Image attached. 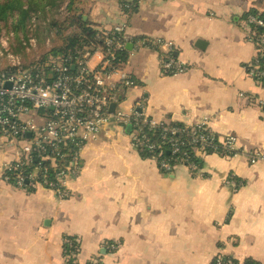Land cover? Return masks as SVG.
Returning a JSON list of instances; mask_svg holds the SVG:
<instances>
[{
	"label": "crops",
	"instance_id": "obj_1",
	"mask_svg": "<svg viewBox=\"0 0 264 264\" xmlns=\"http://www.w3.org/2000/svg\"><path fill=\"white\" fill-rule=\"evenodd\" d=\"M124 1L76 0L73 12L94 34L125 28L127 70L138 86L119 106L129 109L139 98L147 114L178 125L209 115L212 131L235 135L245 153L196 152V174L180 164L163 171L156 155L131 147L125 131L85 147L81 172L69 179L63 201L40 184L17 186L0 176V264H65L66 236L77 246L75 264H214L221 256L264 264V160L250 159V153L264 156V78L249 77L245 68L255 56L248 15L264 17V0H153L131 12ZM68 4L64 0L55 16L66 33L53 36L55 18L47 19L36 34V61L24 47L17 53L24 63L45 62L62 46L88 40L85 28L66 25ZM143 39L149 47L141 46ZM158 41H171L175 56L191 69L161 76ZM7 146L0 141V165L18 157ZM230 175L241 182L236 190L225 184ZM114 243L118 249L111 251Z\"/></svg>",
	"mask_w": 264,
	"mask_h": 264
},
{
	"label": "built area",
	"instance_id": "obj_2",
	"mask_svg": "<svg viewBox=\"0 0 264 264\" xmlns=\"http://www.w3.org/2000/svg\"><path fill=\"white\" fill-rule=\"evenodd\" d=\"M152 1H124L122 7L131 12ZM249 20L257 26L263 25L254 17ZM31 27L35 28L36 23ZM50 29L53 36L66 33L60 18L50 23ZM12 36V32L0 34V59L5 61L0 68V141L18 153L15 160L0 165V176L5 181L10 182L13 176L17 186L34 188L40 184L63 201L70 195L69 179L78 177L81 172L79 161L85 147L103 136L113 139L116 132L125 134L129 126L131 147L149 155L159 148L151 136L160 129L158 140L166 146L176 164L186 166L193 175L198 172L199 164L190 153L183 151V146L192 144L196 156V152L228 157L245 153L235 135L219 136L212 131L209 115H196L186 125L172 126L147 114L139 98L129 109L119 106L125 94L138 86L136 78L127 70L125 43L128 37L123 26L96 32L92 38L74 45L62 46L58 53L48 54L45 62L28 61L31 64L9 51ZM248 40L255 56L245 67L247 74L251 78H264V70L259 69V59L264 56V34L258 38L250 34ZM145 42L139 43L149 47ZM50 44L51 40H47L46 46ZM23 47L29 56L37 51L38 39L29 38L23 42ZM154 48L158 50L161 76H178L191 69L189 63L175 56L171 41H158ZM36 112L38 117L33 115ZM250 159L262 161L264 156L250 153ZM157 163L163 171L171 169L167 157H161ZM225 184L236 190L241 182L230 175ZM63 243L68 248L64 250L68 260L65 264H75L71 260L76 255V246L71 248L75 241L64 239ZM118 246L114 243L109 249L115 251ZM214 264L241 263L221 256Z\"/></svg>",
	"mask_w": 264,
	"mask_h": 264
},
{
	"label": "trees",
	"instance_id": "obj_3",
	"mask_svg": "<svg viewBox=\"0 0 264 264\" xmlns=\"http://www.w3.org/2000/svg\"><path fill=\"white\" fill-rule=\"evenodd\" d=\"M63 2L64 0H0V34L2 32H6L5 30H13V31L17 30V32L24 33L27 26L30 23L31 18L33 17L34 20L36 19V14L41 15L44 21L47 19L55 18V16L58 15ZM75 2L76 0H69L68 9L71 12V16H69L66 19V25L69 26V25L77 23L78 25L85 28L88 25V23L83 22L82 17L80 15L73 14L75 10V7H74ZM248 16L254 17L255 19L263 22L262 26L251 24L253 27L252 36L254 38H258L262 36L264 34V17H258L254 12H251ZM84 30H87V31H84L86 32L85 34L86 39L92 38L94 31L91 30L90 28H85ZM81 36H82L81 34L78 36H75L72 39V41L80 40ZM15 37L18 38L15 40V46H16L15 48H17L16 52L18 53L21 51L20 41L22 39L20 35H15ZM141 41H146L145 42L146 45L149 44L148 39H143ZM11 46H14L13 42H11ZM259 69L264 70V56L260 57L259 59ZM169 124L172 126H182V125L173 124V123H169ZM160 131H161L160 129L155 130L151 136L152 137L151 140L155 142V144L159 145V148H157L155 152H153L150 155L145 154V153H142L141 155L146 156V157L156 155L157 159H160L161 157H167L172 167L176 165V160L175 158L170 156L169 150L166 148V146L161 144V141L158 140V134H160ZM215 141H217V136H215ZM194 149L196 148L192 144L183 146V151L187 152L188 154L190 153L191 157H193V160L197 164H200V161L198 160L194 152ZM208 153H211V152H208ZM194 155L196 156V158L194 157ZM10 181L14 183L13 176L10 178ZM65 239H68L71 241L74 240V238L67 237V236L65 237ZM64 246H65L64 250L67 251L68 250L67 246L65 244ZM74 246H76L75 243H73L71 248H74ZM245 264H255V263L246 262Z\"/></svg>",
	"mask_w": 264,
	"mask_h": 264
},
{
	"label": "rangeland",
	"instance_id": "obj_4",
	"mask_svg": "<svg viewBox=\"0 0 264 264\" xmlns=\"http://www.w3.org/2000/svg\"><path fill=\"white\" fill-rule=\"evenodd\" d=\"M46 21V20H45ZM45 21H44V19H43V17L41 16V15H37L36 14V19L34 20L33 19V17L31 18V20H30V23H29V25L27 26V28H26V30H25V32L24 33H22V32H17V30H5L6 32H2L1 34H10V32H12L13 33V36H12V38H10V40H9V51L11 52V53H13V54H17V52H16V49L17 48H15L16 46H15V40L16 39H18V38H16L15 37V35H20L21 36V39H27V38H32V37H35V39H38L37 38V36H36V34L39 32V31H41L44 27H45ZM33 23H36V25H37V27L35 28V29H32L33 27H31V25L33 24ZM11 42H13L14 43V46H11ZM21 50H22V48H23V44L21 43ZM24 49V48H23ZM21 52V51H20ZM20 52H18V53H20ZM36 52H38V50L36 51ZM50 51H48V52H46V54L43 56V58L44 57H46V55L49 53ZM39 53V52H38ZM18 55H20L21 56V54H18ZM32 55H33V57H35V52H32ZM26 57H27V54H26ZM35 60H34V58L32 59V62H34ZM4 64H5V61L4 60H1L0 59V68L1 67H4ZM8 147V146H7ZM8 151H10L9 149H10V147H8V148H6Z\"/></svg>",
	"mask_w": 264,
	"mask_h": 264
},
{
	"label": "water",
	"instance_id": "obj_5",
	"mask_svg": "<svg viewBox=\"0 0 264 264\" xmlns=\"http://www.w3.org/2000/svg\"><path fill=\"white\" fill-rule=\"evenodd\" d=\"M204 42H201V41H199V42H197V48H199V49H202L203 48V46H204ZM114 108V106H112L111 107V110ZM130 129H131V127L129 126L127 129H126V132H130Z\"/></svg>",
	"mask_w": 264,
	"mask_h": 264
}]
</instances>
